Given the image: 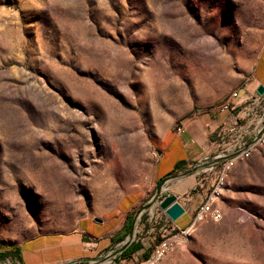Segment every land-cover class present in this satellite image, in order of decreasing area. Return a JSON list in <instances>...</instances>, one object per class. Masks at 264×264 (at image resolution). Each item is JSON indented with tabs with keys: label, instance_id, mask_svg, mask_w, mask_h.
Segmentation results:
<instances>
[{
	"label": "rangeland",
	"instance_id": "1",
	"mask_svg": "<svg viewBox=\"0 0 264 264\" xmlns=\"http://www.w3.org/2000/svg\"><path fill=\"white\" fill-rule=\"evenodd\" d=\"M263 47L264 0H0V247L111 238L132 206L134 241L172 242L155 264H264V128L239 156L253 115L220 110ZM195 119L204 156L157 185L164 137ZM219 173L222 218L194 223Z\"/></svg>",
	"mask_w": 264,
	"mask_h": 264
},
{
	"label": "crops",
	"instance_id": "2",
	"mask_svg": "<svg viewBox=\"0 0 264 264\" xmlns=\"http://www.w3.org/2000/svg\"><path fill=\"white\" fill-rule=\"evenodd\" d=\"M259 85L264 86V47L258 55L252 73L238 89L235 110L243 114H253V112L249 110L250 105H255L258 100H261L264 103V95L260 96L256 91ZM244 109L246 110L243 111ZM201 123L200 120H189V122L184 123L182 127H178L176 131L170 132L164 137V149L159 151L154 170L156 184L162 178L166 179L167 177H171V173L174 171L177 163L181 160L201 159L204 156L205 153L200 151V149L202 148V142L204 141L206 132L203 130ZM176 149L181 150V154L173 159L170 168L167 166L164 167V161ZM129 199L130 197L128 196V200ZM125 201L127 202L126 199ZM131 207L127 209L122 225L113 235H111V238L104 237L105 232H98L91 225L82 224L80 229L76 230L75 241H71L72 239H64L57 246L50 244V241L47 239H38L28 243L26 249L21 251L22 259L20 263L58 264L71 259H85L84 263L95 264V260H100L108 249L114 248L115 244L120 242L113 241L112 237L122 228L127 217L132 215ZM186 214L187 212L177 220L180 222L178 223L180 227L185 226L188 223V218L185 217ZM128 236L131 235H126L123 240L127 239ZM131 240L133 242L135 239L130 238L127 243L128 245L131 243ZM141 243L142 248L135 251L132 256L126 257L130 260V263L138 258H146L145 253L149 256L152 253L151 251L153 248L157 245L156 243L150 248L143 242Z\"/></svg>",
	"mask_w": 264,
	"mask_h": 264
},
{
	"label": "built area",
	"instance_id": "3",
	"mask_svg": "<svg viewBox=\"0 0 264 264\" xmlns=\"http://www.w3.org/2000/svg\"><path fill=\"white\" fill-rule=\"evenodd\" d=\"M238 96V90H234L231 94L229 99L220 106V110L226 111V110H234L236 109V99ZM263 102L261 100H258V102L255 105H250V111L253 112V118L248 121L247 125L252 126L249 131H247L249 134H254L252 137V142L246 144L245 141H237L234 145L236 148V151L234 153H238V151H247V147H253V145H257L259 141H261L262 136H258V134L262 131L264 128V107L262 106ZM260 109V110H259ZM244 109L243 111H245ZM248 110V111H249ZM260 111V112H259ZM250 115V114H247ZM230 161H226L222 167V169L227 168V165ZM215 184V185H214ZM213 190L210 194V196L206 200H201L198 210L195 215H200V208H207V211H213V217H215V221H219L222 217L220 215V212H218V207L213 204L214 198L218 197L220 194V189L222 187V182L220 178V173L216 177L214 182ZM168 217V216H167ZM131 238V236H128L127 239L120 241L115 244L114 248L108 249L106 253L102 257H106L105 259L95 260V264H136L137 260L145 259V258H138L135 259V261L130 263V260L127 258H122L121 253L122 251L128 246V241ZM132 242V240L130 241ZM129 242V243H130ZM164 248L167 250V252L171 249V245L164 244ZM151 252H156V258L157 256V249H154ZM85 259H78V260H69L66 261V263H73V264H83Z\"/></svg>",
	"mask_w": 264,
	"mask_h": 264
},
{
	"label": "trees",
	"instance_id": "4",
	"mask_svg": "<svg viewBox=\"0 0 264 264\" xmlns=\"http://www.w3.org/2000/svg\"><path fill=\"white\" fill-rule=\"evenodd\" d=\"M185 160H181L177 163L174 171L171 173L174 175L177 171L181 170L184 167ZM171 175V176H172ZM164 178L160 179L157 182V185L160 184ZM134 216L129 215L122 226V228L112 237L113 241H121L125 238L126 235H131L133 228H134ZM162 239L159 241L161 242ZM158 242V243H159ZM142 248V243L140 241H133L131 242L121 253L122 258L130 257L132 254ZM9 257H15L21 261V249L18 246H6L0 247V262L6 260ZM145 257H148V254L145 253Z\"/></svg>",
	"mask_w": 264,
	"mask_h": 264
},
{
	"label": "bare ground",
	"instance_id": "5",
	"mask_svg": "<svg viewBox=\"0 0 264 264\" xmlns=\"http://www.w3.org/2000/svg\"><path fill=\"white\" fill-rule=\"evenodd\" d=\"M253 147H247V151H238L239 152V156H243V154L249 155L252 152ZM233 163V161H230L227 165V168L222 169L223 172H225L230 165ZM221 178V182L223 184L224 182V173L222 174ZM218 212H220V215L222 217V212L221 210L218 208ZM207 219H212L215 220V217H213V211H207V208H200V215H195V221L194 223L197 222H202L204 220ZM164 244H169L172 247V242L168 241V240H162L160 243H158L154 249H157V258H156V252H152L148 257H146L145 259H140L136 261V264H155L157 261H159L166 253L167 250L164 248Z\"/></svg>",
	"mask_w": 264,
	"mask_h": 264
},
{
	"label": "water",
	"instance_id": "6",
	"mask_svg": "<svg viewBox=\"0 0 264 264\" xmlns=\"http://www.w3.org/2000/svg\"><path fill=\"white\" fill-rule=\"evenodd\" d=\"M257 93L260 96L264 95V86L259 85ZM160 208L173 221L178 220L185 212V207L180 203L178 196L175 194H168L160 201Z\"/></svg>",
	"mask_w": 264,
	"mask_h": 264
}]
</instances>
